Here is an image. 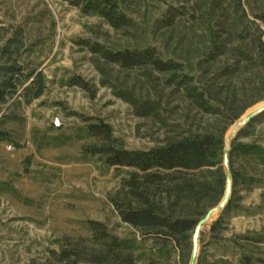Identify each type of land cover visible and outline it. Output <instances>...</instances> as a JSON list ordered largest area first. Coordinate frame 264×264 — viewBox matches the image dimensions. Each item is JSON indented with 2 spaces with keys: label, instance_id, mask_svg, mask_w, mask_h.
<instances>
[{
  "label": "rangeland",
  "instance_id": "rangeland-1",
  "mask_svg": "<svg viewBox=\"0 0 264 264\" xmlns=\"http://www.w3.org/2000/svg\"><path fill=\"white\" fill-rule=\"evenodd\" d=\"M118 1L132 18L119 27L101 10L106 0H0V62L22 69L17 91L0 101V264H190L196 227L170 233L125 220L121 209L144 205L133 184L147 176L111 163L107 152L213 123L226 128L224 182L195 204L177 198L178 172L170 170L158 199L201 219L225 195L229 145L232 193L202 227L196 264H264V110L228 140L264 100V58L255 47L264 0ZM149 45L184 61L193 83L235 99L229 116L198 110L175 75L104 53Z\"/></svg>",
  "mask_w": 264,
  "mask_h": 264
},
{
  "label": "trees",
  "instance_id": "trees-1",
  "mask_svg": "<svg viewBox=\"0 0 264 264\" xmlns=\"http://www.w3.org/2000/svg\"><path fill=\"white\" fill-rule=\"evenodd\" d=\"M101 10L116 27L131 23V16L120 9L118 0H106V4L101 7ZM14 43L19 49L23 41L17 37L14 39ZM255 44L261 57L264 58L262 33L255 34ZM9 47L8 44L5 49ZM235 48L238 47L235 46ZM238 51L244 56L250 54L243 48ZM104 53L108 59L124 66H152L175 75L178 79L177 86L181 96L188 98L198 110L217 116L218 119L229 116L228 109L235 99L230 102L228 95L224 97L204 82L193 83L194 76L187 70V64L173 56H164L157 47L149 45L115 50L107 49ZM21 71V66L15 62H0V101H5L17 91V78ZM43 90L44 83L42 82L40 92ZM238 116L239 114L236 115V117ZM99 127L103 131L109 129L107 123H101ZM225 130L226 128L221 127L218 123H213L210 127L202 130L190 128L179 137L170 138L147 148L110 146L107 159L111 163L135 166L147 176L142 184L136 181L133 184L135 193L144 201V205L121 209L123 218L135 225L148 221L159 223L170 233L196 227L200 219H194L184 212L175 214L167 210L161 203L162 201L158 199L156 190L165 183L163 179L166 176L173 174L170 170L178 172L179 181L173 186L177 198H184L186 201L190 200L198 204L204 195V189L215 190L218 185L224 182L225 174L220 163L223 160Z\"/></svg>",
  "mask_w": 264,
  "mask_h": 264
},
{
  "label": "water",
  "instance_id": "water-1",
  "mask_svg": "<svg viewBox=\"0 0 264 264\" xmlns=\"http://www.w3.org/2000/svg\"><path fill=\"white\" fill-rule=\"evenodd\" d=\"M264 110V100L260 101L256 105H254L251 109H249L244 115H242L232 126L231 132L229 134L228 140L238 131L240 127L246 124L252 117L256 114ZM229 150L230 147L227 145L224 154V163L227 167V189L225 195L221 202L211 208L205 213V215L199 220L196 225L195 235H194V249L192 254V259L190 264H196L197 257H198V250H199V235L202 227L212 220L216 215H218L226 206V204L230 200V196L232 193V186H233V179H232V172L230 168V161H229Z\"/></svg>",
  "mask_w": 264,
  "mask_h": 264
},
{
  "label": "bare ground",
  "instance_id": "bare-ground-1",
  "mask_svg": "<svg viewBox=\"0 0 264 264\" xmlns=\"http://www.w3.org/2000/svg\"><path fill=\"white\" fill-rule=\"evenodd\" d=\"M231 132V131H230Z\"/></svg>",
  "mask_w": 264,
  "mask_h": 264
}]
</instances>
